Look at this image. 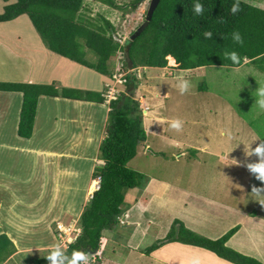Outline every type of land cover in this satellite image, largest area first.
I'll return each mask as SVG.
<instances>
[{"label":"rangeland","instance_id":"obj_1","mask_svg":"<svg viewBox=\"0 0 264 264\" xmlns=\"http://www.w3.org/2000/svg\"><path fill=\"white\" fill-rule=\"evenodd\" d=\"M131 1L116 0L120 6H125ZM244 1L264 9V0ZM150 4V0H143L137 11L123 12L104 5L97 0H86L81 14L96 24L101 23L102 18L108 19L115 26L116 40L122 41L124 44L130 41L133 34L146 22ZM22 19L23 21H27V27L21 21L20 27L23 29L19 31L26 38L23 36L21 42L15 45V48L24 53L26 52L25 48L34 46L36 41L32 37L35 30L29 18L24 16ZM78 19H80V15ZM8 30H10L7 31L8 34L13 33L11 28H8ZM15 33H18V29H15ZM37 36L39 43L45 46L38 34ZM83 53L90 63L95 64L98 62V56L93 51L84 47ZM24 55L29 57L30 54ZM109 65L110 70L114 73L113 79L107 80L105 79L107 77L104 76L100 78L102 84L100 88L106 87L108 91L105 94H108V96L110 94L108 102L114 96L127 91L126 79L127 75L131 74L140 80L135 97L140 99L141 94H145L148 97L147 102L150 105L149 114L145 115L148 140L145 144L139 145L137 156L128 165L130 169L144 175L146 184L141 188L125 191L127 204L132 205V203L136 202V195L144 193L142 189L146 188L147 182L151 179L158 180L164 184L171 182L178 185L179 183L181 186L188 188L189 178L193 174V169L196 167L197 171L199 168H202L201 165L203 164L205 168L207 167V174L210 176V179L212 180V176L214 177L210 182L212 185L215 184L213 195H211L214 199H222L223 202H232L235 206L241 207L243 205V198L248 195L247 193H250L249 197H264V181L258 180L250 170L237 168L238 164L250 165L259 162V158L256 155L248 156L246 151L249 144H252V148H255L260 141L264 140V108H261L258 104L259 99H261L259 90L264 88V72L258 70L255 65L249 64V61H246L245 65L240 68L204 67L182 71L179 70L176 62L174 65H171L170 60L166 72L162 69L149 68H139L138 71H134V69L127 70L124 67L122 53L116 55L109 62ZM27 71L28 66L26 61L17 60L14 56L11 57L8 50L0 47V76L7 74L10 78H18L13 82H19L27 75L25 73ZM57 74L60 79L59 71H57ZM181 78L189 80L193 85L183 94L180 93L177 87ZM30 79L35 80L34 82L38 84H53L54 82L57 85L60 84V82H57V75L51 73V70L47 74H44L42 70L38 69L37 73L32 75ZM104 79L107 80V83H105ZM89 81L90 77L88 75L85 79H83L82 75L80 82H77L76 85L80 83V86H82L84 84L86 88L94 91L96 85H88ZM158 95L161 97L159 98ZM44 101L45 103H42V105L43 108L45 107V110L40 118L42 121L41 125L44 124V126L51 128L54 122L42 119L52 117V114L65 115L66 113H73L64 101L57 103L50 97H47ZM144 108L146 111V107ZM99 111L91 109L80 110V118L82 116L85 118L93 117V114L96 115ZM154 111L158 116L166 120L165 124L156 125L157 123L154 119L156 114L152 115ZM78 113V111L74 112L76 115ZM3 114L4 112L0 111L1 184L5 182L3 173H18L19 171L15 169L26 167L25 164H28L32 160L30 156L21 155L18 151L10 149L12 147L20 148L22 145H28L27 141L29 140H23L19 137L15 129V123L11 125L5 124L2 128ZM14 115L15 112H13ZM152 117L153 120L151 121ZM173 119H180L183 122L182 128L179 131L170 127ZM40 135H43V140L45 141L44 132L38 133V139ZM106 136L107 132L105 131L104 139ZM98 141L93 145L86 144L88 146L87 153L83 155L80 152L79 163L73 165L85 169L90 165L86 160L93 158L96 151V156L99 158V150H96V146L99 145ZM64 145L65 143L60 141L59 146L63 147ZM226 153H229L232 157L225 155ZM64 163L69 162L64 160ZM229 163L234 166L228 169L226 165ZM24 172L21 170L19 174H23ZM11 182L10 180L8 181V183ZM218 185H221V188ZM198 186L199 189L205 188L203 183ZM231 188H233V191H237L236 196H234L236 193H232ZM254 188L262 189L259 195L254 193ZM5 194L6 192L1 188L0 201L2 197L6 196ZM145 196L146 200L144 203L147 204L151 195L145 193ZM256 204H261L260 207H262L263 212L264 201L261 202L260 199H257ZM126 217L127 213L124 209L120 217L121 221L125 222ZM170 220V215L165 217L163 225L167 228L169 222L173 225L174 220ZM55 228L59 244L56 242L52 245L49 243V240L44 242L45 237L50 234L42 229L43 233L39 232L38 234L30 235V237H40L39 241H42V246L31 250L28 247L34 240L24 239L26 244L21 247L24 249L27 245L26 248L29 250L24 249L25 252H22L10 264H33L32 261L34 259L48 256L55 250L56 246H59L65 252L81 232L78 219L75 223L68 225L67 222L64 226L60 224ZM158 231L157 228H152L151 236H148L147 240H145V246L143 247L154 244L152 238H155L154 232L157 233ZM131 232L132 228L124 226L121 222L112 232H108V235H111L108 238H110L112 243L104 252V264H154L152 260H148L146 254L142 259L126 248L127 238ZM102 247L103 243H101ZM99 252L96 255L87 256L86 264H96L92 261L96 257H99ZM211 262V264H229V262L219 257L218 260Z\"/></svg>","mask_w":264,"mask_h":264},{"label":"trees","instance_id":"obj_2","mask_svg":"<svg viewBox=\"0 0 264 264\" xmlns=\"http://www.w3.org/2000/svg\"><path fill=\"white\" fill-rule=\"evenodd\" d=\"M8 2L9 0H5ZM86 0H16L7 5L0 14V24L28 16L46 48L73 63L113 79L109 62L119 53L123 54L124 67L129 70L126 52L129 51L133 69H165L169 57H173L180 70L204 67L240 68L249 64L264 72V9L239 0L240 10L232 14L231 7L237 0H199L204 6L202 15H196V0H161L148 28L133 42L116 40L115 26L106 18L93 23L82 16ZM118 11L135 12L143 0H132L120 6L116 0H97ZM80 15V19H78ZM212 32L207 39L203 33ZM239 32L243 43L233 40ZM98 56L97 63H90L83 48ZM236 52L239 64L226 53ZM123 67V68H124ZM140 80L128 74L127 91L118 94L109 103L107 136L101 144L99 159L104 162L93 174L101 178L99 189L94 192L79 220L81 232L64 252L71 257L73 251L96 255L101 249L106 232L119 225L126 203V190L141 188L146 184L143 174L129 168L137 156L139 145L147 142L144 115L140 101L135 97ZM77 89H59L56 84H32L27 82H0V92L24 95L18 135L30 140L34 135L40 98L61 97L72 100L106 104V92ZM239 228L230 230L219 240H211L189 230L184 223L175 220L164 240L157 241L143 253L150 256L165 245L179 243L202 248L231 264H262L227 246ZM16 247L7 235L0 236V264H5L15 253ZM86 256V258H87ZM33 264H48L45 257ZM100 264L99 257L95 258ZM68 264V261H65Z\"/></svg>","mask_w":264,"mask_h":264},{"label":"crops","instance_id":"obj_3","mask_svg":"<svg viewBox=\"0 0 264 264\" xmlns=\"http://www.w3.org/2000/svg\"><path fill=\"white\" fill-rule=\"evenodd\" d=\"M15 2L16 0H9L8 2L0 0V14L4 12L7 5ZM23 17L21 16L12 22L0 24V47L8 50L11 57L14 56L17 60L26 61L28 66V71L25 72L27 75L19 82L38 84L30 77L36 74L38 69L42 70L44 74L51 70V73L57 75V82H60L58 85L54 82L59 89L70 88L100 93L106 90V87L100 88L102 85L100 79L102 76L100 74L88 68L80 67L81 65L62 58L49 51L44 45H41L34 26L35 33L32 37L35 39L36 44L26 47V52L24 53L16 49L15 45L19 44L24 36L19 31L23 29L20 27V22H24V26L27 27V21H23ZM8 28L13 31L12 34L7 33V31H10ZM15 29H18V33H15ZM24 37L26 38V36ZM24 54L30 55L28 57ZM166 69L162 70L166 72ZM57 71H59L61 76L60 79ZM82 75L83 79L87 75L90 77V81L87 84L96 85L95 90L97 91L86 88L84 84L82 86H80V83L76 85L77 82H80ZM0 77H2L0 82H13L18 79L10 78L7 74ZM105 79L110 80L108 78ZM107 80H105V83H107ZM158 97L160 98L161 96L158 95ZM46 98V96L40 98L34 135L32 139L27 141L28 145H22L20 148L7 146L18 151L21 155L30 156L32 160L25 164L26 167L15 169L19 172L21 170L25 171L23 174H19V172L3 173L5 182L0 183V190L2 188L6 192V196L2 197L0 201V236L7 235L14 243L17 251L6 264L16 260L22 252H25L24 249L29 250L28 248H30L34 250L41 247L42 241H39L40 237H30V235H35L39 232L43 233L42 229L50 234L45 237L44 242L49 240L52 245L56 242L59 244L58 234H55L57 232L55 227L60 224L64 226L67 222L69 225L77 222V219L80 220L85 207L94 194L90 195V190L93 182H95L93 177L95 169L104 165V162L96 156L97 151L94 153L93 158L86 160L90 165L85 169H81L80 166L76 167L73 164L79 163L80 152L83 155L87 153L88 146L86 144L93 145L99 140L96 150L98 149L100 154V147L104 141V133L110 112L109 102L98 104L61 97H50L57 103L66 102L68 104L67 107H70L73 112L65 115L52 114V117L42 119L54 122V125L50 128L49 126H44V124L41 125L42 121L40 120L45 110L42 103H45L44 100ZM138 100L141 103L145 127V115L149 114L150 111V105L147 102L148 97L145 94H141ZM23 102L24 95L22 93L0 92V111L4 112L1 123L2 128L5 124L11 125L15 123V129L18 133ZM144 107H146V111ZM85 109L100 111L96 115L93 114V117L85 118L82 116L80 118V110L84 111ZM76 111L79 112L77 115L74 114ZM13 112H15L14 116ZM153 113L152 115L156 114L154 116L156 125L165 124L166 120L163 117L158 116L155 111ZM68 125L70 126L67 127ZM43 132L45 141L43 140V135H40L39 139L37 138L38 133ZM60 141L65 143L63 147L59 146ZM225 155L232 157L229 153ZM64 160L69 163L63 164ZM235 164L237 165V163ZM201 166L202 168L197 171L196 167L193 169V174L189 178L188 188L181 186L179 183L178 185L171 182L164 184L158 180L151 179L147 182L146 188L142 189L144 193L136 195V202L132 203V205L125 203L124 209L127 217L125 218L124 226L132 228V232L127 238L126 248L143 259L145 257L143 252L153 245L143 247L145 246V240H147L148 236H151L152 228L159 230L157 233L154 232L153 243L166 238L172 223L169 222L167 228L163 225V219L170 215V221L179 220L192 232L211 240H219L230 230L238 227V233L228 242L227 246L264 264V211L262 212L261 204H256L257 199L262 202L264 197H249L250 193H247L248 195L243 198L241 207L235 206L232 202H223L222 199H214L211 195H213L215 184H210L214 177L212 176L211 180L207 174V167L205 168L204 164ZM232 166L234 165L229 163L226 168L229 169ZM237 168L250 170L247 164H238ZM9 180L12 182L8 183ZM201 183L204 184V189H199L198 185ZM218 187L221 188V185H218ZM231 190L232 193L237 192L233 191V188ZM145 193L151 195L147 204L144 203L146 200ZM236 195L237 193L234 196ZM108 232L105 233L102 239L103 247L99 252L100 264L105 263L104 252L112 243L110 238H108L111 236L108 235ZM24 239H33L34 241L28 248H26V245L23 249L21 246L26 244ZM147 257L154 264H211V261L218 260V257L208 250L179 243L163 246L151 254L150 257ZM92 262H95V259Z\"/></svg>","mask_w":264,"mask_h":264},{"label":"clouds","instance_id":"obj_4","mask_svg":"<svg viewBox=\"0 0 264 264\" xmlns=\"http://www.w3.org/2000/svg\"><path fill=\"white\" fill-rule=\"evenodd\" d=\"M240 10L239 0L234 3L231 7L232 14H236ZM193 11L196 15H202L204 12V6L196 0V3L193 5ZM204 37L209 39L212 37V32L205 31L203 33ZM233 40L237 43H243V38L239 32H234L232 34ZM227 57L233 62V64H239V56L236 52L226 53ZM177 63V62H176ZM139 69H134V71H138ZM192 83L189 80L181 78L177 87L181 94L187 92L190 87H192ZM259 95L261 99H259L258 104L261 108H264V88L259 90ZM110 103V102H109ZM182 121L180 119H173L170 123V127L176 130H180L182 128ZM246 154L248 156L256 155L259 158V162L248 165L250 171L255 174L256 178L260 181H264V140L260 141V143L252 148V144L247 146ZM97 191V189L95 190ZM254 193L259 195L262 189H253ZM121 218L119 219L120 222ZM120 224V223H119ZM125 225V224H124ZM86 253L81 251H73L71 257H68L59 246H56L55 250L52 251L48 256L45 257L48 264H65V261H68V264H86Z\"/></svg>","mask_w":264,"mask_h":264},{"label":"water","instance_id":"obj_5","mask_svg":"<svg viewBox=\"0 0 264 264\" xmlns=\"http://www.w3.org/2000/svg\"><path fill=\"white\" fill-rule=\"evenodd\" d=\"M151 4H150V8L149 11L147 13V19L146 22L133 34V36L130 39V42L135 41L149 26V24L151 23L154 13L157 10V8L159 7L161 0H150ZM126 60L127 63L129 65V70H133V63L130 59V54L129 51L126 52Z\"/></svg>","mask_w":264,"mask_h":264},{"label":"bare ground","instance_id":"obj_6","mask_svg":"<svg viewBox=\"0 0 264 264\" xmlns=\"http://www.w3.org/2000/svg\"><path fill=\"white\" fill-rule=\"evenodd\" d=\"M168 59L170 60L171 65L175 64V59L173 57H169ZM93 183L94 184L91 187L90 195H92L95 192V190L97 189V186H98V183H96V182H93Z\"/></svg>","mask_w":264,"mask_h":264},{"label":"built area","instance_id":"obj_7","mask_svg":"<svg viewBox=\"0 0 264 264\" xmlns=\"http://www.w3.org/2000/svg\"><path fill=\"white\" fill-rule=\"evenodd\" d=\"M106 96H107L108 99H109L110 94H109V96H108V94H107ZM116 99H117V95L114 96L113 98H111V100H110L109 102H111L112 100H116ZM95 182L98 183V186H97V190H98V189H99L100 182H101V178L98 177V178L96 179ZM120 222H121V224H123V225L125 224V222H123V221H121V220H120Z\"/></svg>","mask_w":264,"mask_h":264}]
</instances>
